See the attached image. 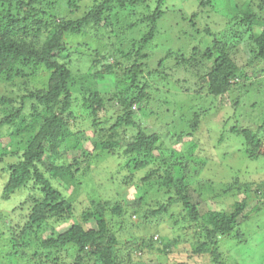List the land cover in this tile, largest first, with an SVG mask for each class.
I'll list each match as a JSON object with an SVG mask.
<instances>
[{"label": "trees", "instance_id": "1", "mask_svg": "<svg viewBox=\"0 0 264 264\" xmlns=\"http://www.w3.org/2000/svg\"><path fill=\"white\" fill-rule=\"evenodd\" d=\"M197 1L202 7L211 5V0ZM165 4L166 0H100L84 11L75 0H0V166L7 176L0 185V197L8 201L16 193L25 194L21 204L4 216L16 222L19 233H12L5 221L0 235L7 228L5 233L17 240L12 241L22 252H17L21 264H29L28 256L33 263L46 259L45 263L57 264V256L64 249L75 256L72 264H125L116 255L119 239L110 233L104 219L107 213L125 218L130 208L125 201L92 199L91 205L82 209L79 222L70 223L78 211V176L91 169L96 172L98 168L93 165L99 163L98 158L119 155L121 158L116 159H126L132 174L145 171L141 184L171 195L167 204L161 203L159 210L151 213L153 216L164 215L177 204L189 221L201 228L197 233L200 241L192 246L194 255H209L212 264H227L218 251V239L245 240L246 235L238 231L241 217L248 220L245 201L235 203L229 214L213 210L201 215L192 203L190 187L183 185L186 177L176 182V167L188 173V165L181 169L177 161L165 158L168 148L161 134L147 127L149 123L170 128L151 106L149 83L157 78L155 85L166 88L170 83L165 77L182 66L175 60L192 61L196 71L207 67L202 77L208 97L223 99L239 81L247 80L246 67L239 66L233 56L238 50L245 57L251 55L248 67L264 66V0L236 4L239 9L227 22L230 37L226 42L217 40L219 33L205 52L195 48L189 59L170 53L159 60L160 55L150 46L164 18ZM153 5L156 8L151 16H136L139 7L150 9ZM147 26L150 29L140 39L125 42V37L142 33ZM110 80L115 82L113 89ZM98 81L109 96L100 91ZM75 82L82 87L78 94L73 92ZM194 118L199 119L198 115ZM71 120L83 129L76 133ZM198 127L194 124L189 133L193 136ZM136 128L134 136L126 135V130ZM181 130L172 133L178 143L175 152L170 149L172 159L188 134ZM90 131L98 134L99 140L91 139L94 151L100 153L87 156L84 138ZM231 132L250 147V159H257L261 136L247 128L234 127ZM3 211L0 208V221ZM91 221H95L96 229L87 228ZM240 242L235 245L245 249L247 242Z\"/></svg>", "mask_w": 264, "mask_h": 264}, {"label": "rangeland", "instance_id": "2", "mask_svg": "<svg viewBox=\"0 0 264 264\" xmlns=\"http://www.w3.org/2000/svg\"><path fill=\"white\" fill-rule=\"evenodd\" d=\"M96 1L100 0H75L80 6L82 4L81 8L85 7L82 8L84 11ZM252 2L253 0H211L209 7H202L197 0H166L163 8L165 15L159 23L156 39L151 43L150 49L158 52L159 60L170 53L171 56L189 59L194 55L195 48L205 52L212 46L213 38L219 33L217 40L226 42L225 39L230 37L227 22L238 12L239 5L236 4L248 5ZM155 8L156 5L150 9L139 7L136 16L149 17ZM67 12L69 13L68 10ZM193 15L197 17L193 19ZM133 22L136 21L130 23ZM148 29L149 26L145 27L142 33L128 35L125 42L140 39ZM207 31H210L211 35H208ZM184 33L187 36H183ZM168 38L171 40L167 41ZM233 56L239 66L246 67L247 80L239 81L240 84L236 85L239 87L234 86L223 99L208 97L202 77L207 67L202 66L203 69L196 71V67H191L192 61L187 64L175 60V63L182 66L171 70L170 75L165 77L170 83L166 88L155 85L159 81L157 78L151 79L152 83H149L151 86L149 94L153 98L151 106L157 116H160V120L164 119L170 123V128L160 124L152 126L149 123L147 127L161 134L168 148L164 154L165 158L170 162L177 161L181 169L184 164L188 165V173H182L176 167L174 178L178 183L180 179L186 177L183 185L190 187L192 203L201 215L213 210L229 214L235 203L244 201L247 203L245 215L248 220L242 216L238 230L246 235L245 240L235 239L236 237L218 239L220 242L218 251L224 254L227 264H264V66L257 64L248 67L252 57L243 56L241 49ZM153 65L156 66V63ZM97 84L100 91L109 96L100 81ZM109 85L113 89L115 82L110 80ZM80 89L82 87L75 82L73 92L78 94ZM198 91L201 94L197 95ZM176 101L185 103L173 105ZM110 105L108 103L107 106L112 110ZM196 115L199 119L194 118ZM73 123L71 120L72 130L76 133L83 129L78 123L75 125ZM194 124H198L199 127L192 136L189 132L192 131ZM110 125L107 124L108 127ZM234 127L247 128L261 136L263 144L256 155L257 159H250L248 154L250 147L245 146L243 138L232 134L231 130ZM183 128L188 134L180 141V151L176 152L172 159L170 149L176 150L178 145L176 136L172 133L176 130L181 132ZM123 131L125 130L121 133ZM137 131L138 128L133 131L126 130L125 133L132 137ZM97 136L93 135L92 131L87 132L84 138L87 156L100 153L94 151L92 143L99 140ZM8 142L9 139L5 140L3 145L6 147ZM116 158L108 157L106 160L98 158L99 163L93 165L94 169L98 168L96 172L93 173L91 169L88 174L78 176L80 192L78 211L70 223L79 222L82 209L90 206L92 199L102 202L119 199L130 207L125 218L112 217L109 213L105 214L104 218L110 233L119 239V245L116 247L119 261L125 264H212L211 256L198 257L192 253L193 244L200 241L197 233L202 231L189 221L182 207L172 205L166 214L153 216L151 213L159 210L161 203L167 204L171 195H167L163 189L156 186L147 188L141 184V178L144 176L142 172L145 171L132 174L134 171H130L126 159ZM1 169L2 166L0 185L5 184L7 179V176L1 173ZM24 195L16 193L8 201H3L0 197V208L4 210L0 228H4L6 221L12 233H19L20 229L18 231L15 229L16 222L10 220L11 217L6 219L4 216L9 214L7 211L21 204ZM138 209L140 212L137 213ZM70 223L63 225V230L67 229ZM87 228L96 229L95 221L89 222ZM6 230L7 228L0 235V264H21L17 252H22L15 249L13 242L17 240L8 236ZM49 235L45 234L44 238ZM240 241L247 242L245 249H242L241 245L239 247L235 245L241 243ZM25 252L27 257L29 252L28 250ZM57 257H59L57 264H72L75 261V256L68 249L62 250ZM30 259L28 256L29 264L46 262V259H43L33 263Z\"/></svg>", "mask_w": 264, "mask_h": 264}]
</instances>
